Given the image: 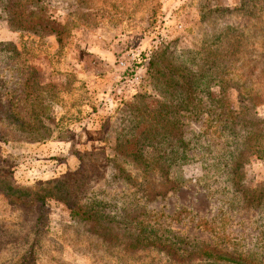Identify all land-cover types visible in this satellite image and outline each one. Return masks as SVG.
<instances>
[{
    "label": "rangeland",
    "instance_id": "obj_1",
    "mask_svg": "<svg viewBox=\"0 0 264 264\" xmlns=\"http://www.w3.org/2000/svg\"><path fill=\"white\" fill-rule=\"evenodd\" d=\"M45 5L0 8V264H264V0Z\"/></svg>",
    "mask_w": 264,
    "mask_h": 264
},
{
    "label": "trees",
    "instance_id": "obj_2",
    "mask_svg": "<svg viewBox=\"0 0 264 264\" xmlns=\"http://www.w3.org/2000/svg\"><path fill=\"white\" fill-rule=\"evenodd\" d=\"M47 1L48 0H0V8L6 14V20L13 30L20 32L29 31L40 35L44 33H56L59 36L63 33L62 26L59 25V28L55 26L57 23L51 19V15H49L48 8L45 5ZM240 76L244 79L239 85L240 97L244 99V101H247L249 100L247 99L248 96H251V91L249 90L250 86L245 81L247 79L243 72ZM241 156H244V154H241ZM254 191L259 192L258 200L264 196L263 188L255 189ZM35 246V244H31L28 250L19 253L12 264H39ZM206 256L214 262L223 260L221 255L214 254L213 252H207ZM228 260L233 261L235 264H252L247 262L246 259Z\"/></svg>",
    "mask_w": 264,
    "mask_h": 264
},
{
    "label": "built area",
    "instance_id": "obj_3",
    "mask_svg": "<svg viewBox=\"0 0 264 264\" xmlns=\"http://www.w3.org/2000/svg\"><path fill=\"white\" fill-rule=\"evenodd\" d=\"M136 55L133 52H127L126 54L122 55L119 60V64L124 70L134 72V80H139L141 76L138 72L134 70Z\"/></svg>",
    "mask_w": 264,
    "mask_h": 264
}]
</instances>
